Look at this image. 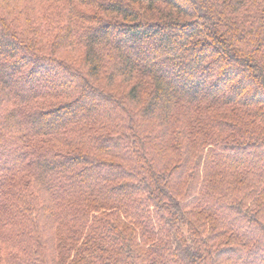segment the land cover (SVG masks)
I'll return each mask as SVG.
<instances>
[{
	"label": "trees",
	"instance_id": "16d2710c",
	"mask_svg": "<svg viewBox=\"0 0 264 264\" xmlns=\"http://www.w3.org/2000/svg\"><path fill=\"white\" fill-rule=\"evenodd\" d=\"M0 264H264V0H0Z\"/></svg>",
	"mask_w": 264,
	"mask_h": 264
},
{
	"label": "rangeland",
	"instance_id": "374dc122",
	"mask_svg": "<svg viewBox=\"0 0 264 264\" xmlns=\"http://www.w3.org/2000/svg\"><path fill=\"white\" fill-rule=\"evenodd\" d=\"M122 89H125V86H122Z\"/></svg>",
	"mask_w": 264,
	"mask_h": 264
}]
</instances>
